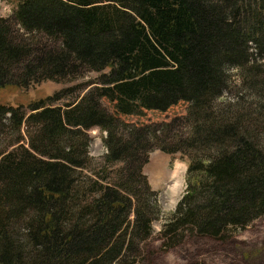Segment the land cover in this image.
Segmentation results:
<instances>
[{
  "label": "trees",
  "instance_id": "trees-1",
  "mask_svg": "<svg viewBox=\"0 0 264 264\" xmlns=\"http://www.w3.org/2000/svg\"><path fill=\"white\" fill-rule=\"evenodd\" d=\"M13 15L0 18V89L59 81L79 67L101 74L78 103L64 108L55 95L27 105L39 131L30 148L0 160V264H134L161 211L142 169L154 149L189 157L186 191L162 229L170 246L187 234L223 237L264 215V105H215L230 66L250 75L264 64V0H20ZM13 22L61 43L30 57ZM181 102L191 115L184 135L160 136L159 122L120 117ZM22 106L0 103V128L8 120L19 129ZM95 126L107 133L105 161H128L129 184L77 201V169Z\"/></svg>",
  "mask_w": 264,
  "mask_h": 264
},
{
  "label": "rangeland",
  "instance_id": "rangeland-1",
  "mask_svg": "<svg viewBox=\"0 0 264 264\" xmlns=\"http://www.w3.org/2000/svg\"><path fill=\"white\" fill-rule=\"evenodd\" d=\"M19 2L20 0H0V18L12 20ZM13 25L16 40L28 44L30 57L35 56V53L39 55L42 49L57 47L61 43L58 39L54 40L40 32L26 33L14 22ZM28 59L30 58L26 57L22 62L15 64L13 72L20 74ZM78 71V74L59 81L45 80L28 87L10 86L0 89V103L14 107L23 105L21 112L24 114L23 123L19 129L14 125L11 126L12 123L8 120L7 125L0 128V160L9 153H20L22 147L30 148L33 136L38 133L39 124L29 122L27 119L31 113L35 112L28 108L27 105L30 102L58 95L60 99L55 104L65 108L68 102L78 103L94 86L98 85L96 82L100 72L84 70L83 67H79ZM244 72L235 66L228 68L230 76L228 87L216 99L217 108L229 105L232 112H235L237 108H241L243 112L244 110L258 112L259 107L264 105V100L259 99L255 89L258 86L261 90L258 92L264 93V64L257 69L258 74L253 71L247 75L249 72ZM253 82L256 85L253 86ZM102 103L109 111H114L113 102L103 99ZM188 106V103L181 102L166 112L145 111L141 115H120V117L124 121L136 124L151 125L152 122H159L160 136H174V134H183L189 126L186 123L191 117V115L186 117ZM176 118L181 122L176 121L178 124L172 122ZM249 120L252 122L253 118ZM258 126L259 131L264 133V124L261 123ZM87 133L90 137L87 163L84 168L77 169L79 183L73 188L77 201L82 198L88 201L93 200L100 195L97 191L100 186L109 184L117 187V185L125 186L128 183L125 177L128 161L116 163L105 161L106 131L95 126ZM137 154L130 153L128 158L133 167L140 163V155L138 152ZM148 157V162L142 169L151 187L158 192L157 198L161 211L154 221V233L141 242L134 264H264V215L245 227L231 229L223 237L187 234L177 245L170 246L162 229L186 191L189 157L182 156L180 153H165L160 149L152 150ZM174 171L178 172V178L174 177ZM94 181H98V184H94ZM131 219L133 221L134 213Z\"/></svg>",
  "mask_w": 264,
  "mask_h": 264
},
{
  "label": "bare ground",
  "instance_id": "bare-ground-1",
  "mask_svg": "<svg viewBox=\"0 0 264 264\" xmlns=\"http://www.w3.org/2000/svg\"><path fill=\"white\" fill-rule=\"evenodd\" d=\"M174 177L176 178H178V172L177 171H174Z\"/></svg>",
  "mask_w": 264,
  "mask_h": 264
}]
</instances>
